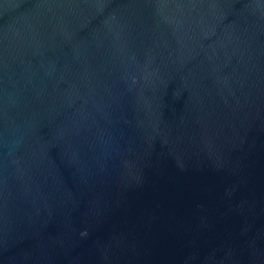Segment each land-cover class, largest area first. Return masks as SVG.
I'll return each mask as SVG.
<instances>
[{"label": "water", "instance_id": "obj_1", "mask_svg": "<svg viewBox=\"0 0 264 264\" xmlns=\"http://www.w3.org/2000/svg\"><path fill=\"white\" fill-rule=\"evenodd\" d=\"M0 264H264V0H0Z\"/></svg>", "mask_w": 264, "mask_h": 264}]
</instances>
